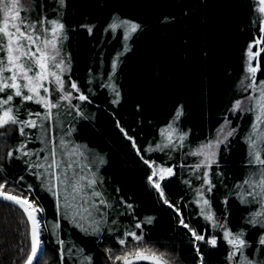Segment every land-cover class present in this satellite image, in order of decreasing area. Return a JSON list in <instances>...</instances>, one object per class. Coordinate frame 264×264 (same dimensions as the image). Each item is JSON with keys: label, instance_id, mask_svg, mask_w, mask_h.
<instances>
[{"label": "trees", "instance_id": "trees-1", "mask_svg": "<svg viewBox=\"0 0 264 264\" xmlns=\"http://www.w3.org/2000/svg\"><path fill=\"white\" fill-rule=\"evenodd\" d=\"M29 3L32 8L25 14L30 18L42 13L49 18L59 17L65 23L62 58L69 67L66 87L67 82L74 80L89 95V101H79L73 93L72 103L81 106L82 114L67 107L54 109L58 115L44 120L43 129L39 127L42 117H33L38 127L26 129L31 133L27 149L37 153L31 162L43 164L45 157L50 158L53 143L58 153L64 151L60 147L62 138L69 150L79 145L84 156L73 159L85 166L84 174L95 173L101 182L99 190L112 205L107 209L103 231H83L72 221L70 213L57 211L51 192L38 187L39 180L25 163L28 157L20 159L14 154L7 158V152L24 137L14 128L0 129L4 133L0 136V176L10 181L24 176L36 188L35 195L45 209L42 239L46 254L42 264H60L58 240L64 241L63 264H111L105 249H119L116 237L123 228L134 219L147 216L153 221L143 229L146 240L171 253L173 264H199L190 233L178 223V213L164 204L149 184L151 170L144 160H155L166 167L175 165V175L162 182L168 199L197 231L207 230L209 235L222 237L219 229L214 231L199 215L195 189L201 184L199 177L203 172L193 171L198 157L188 153L189 146L194 148L214 136L225 116L236 132L219 154L218 165L212 166V171L219 170L221 175L214 177V173L216 191L207 196L220 210L215 211L219 212L217 218L224 219L233 231L245 230L251 245L246 254L264 264V245L259 244L264 227L247 223L250 213L258 209L255 204L243 203L240 192L246 188L237 187L251 168L246 137L254 117L249 112L229 111L236 99L250 94L241 90L239 84L246 72V49L259 34V19L263 15L258 11V0H66L63 6L57 0ZM117 17L141 25L127 41V52H123V29L109 28ZM86 25L92 26L91 32ZM118 53L122 54L112 75V61ZM259 59L258 82L264 80V53ZM111 83L120 92L119 103H112L116 97L108 86ZM180 105L184 114L179 127L189 132L185 146L171 152L168 148L147 151L149 145L155 148L161 142L160 129L172 121ZM25 109L44 112L40 105L25 102L21 118H26ZM125 132L134 138L135 144ZM87 165H91V172ZM125 202L132 204L133 210H128ZM17 219L20 217L14 210L0 206V264H20L22 259L19 248L11 257L3 249L4 239ZM56 223L59 227L50 231ZM84 226L88 227L86 222ZM110 227L119 230L110 232ZM23 232L22 228V240ZM229 250L222 238L217 247L201 243L204 264H233L228 259Z\"/></svg>", "mask_w": 264, "mask_h": 264}, {"label": "snow or ice", "instance_id": "snow-or-ice-1", "mask_svg": "<svg viewBox=\"0 0 264 264\" xmlns=\"http://www.w3.org/2000/svg\"><path fill=\"white\" fill-rule=\"evenodd\" d=\"M58 3L63 6L65 0H58ZM258 3L260 5L258 11L264 13V0H258ZM31 8L32 4L29 0H0V129L14 128L21 137H24L7 152V158H12L14 154H17L20 159L28 157L29 159L25 160V163L29 164L28 171L39 180V188L51 192L56 198L57 211H63L65 215L70 213L72 221L78 223L83 231L91 230L99 233L103 231L102 224L107 222V209L112 205L104 192L99 190L101 182L95 173L84 174L85 166L78 165L73 159L75 156H84L80 146L74 145L69 150L66 147L67 142L62 138L60 147L64 151L58 153L53 143L50 158L45 157L43 164L32 163L31 157L37 153L27 149V138L31 136V133L26 129L38 127L37 120L33 117H42L39 127L43 129L44 120H48L54 114L58 115V112L54 113V109L67 107L82 114L81 106L72 103L74 95L69 89H75L78 93L75 99L89 101V95L80 89L76 81L67 82L66 87L63 74L69 70V67L62 58V41L66 39L65 23L59 17L49 18L42 13L35 19L30 18L25 13ZM86 27L89 32L92 31V26L86 25ZM109 28L113 31L123 29L125 41L123 52H127L130 50L127 41L141 28V25L133 20L117 17ZM257 31L259 34L246 49V74L240 81L241 90L250 94L236 99L229 111L253 113L254 122L246 137L249 146L248 164L251 168L246 178L237 187L246 188L240 192L243 203L255 204L258 209L250 213L247 223L264 227V80L257 81V73L260 71L259 58L261 53H264V47H262L264 46V16L259 19ZM254 47L256 51H253ZM121 54L118 53L112 61V75H115ZM108 86L116 97L112 103H119L120 92L117 86L115 83ZM25 102L40 105L44 112L25 109L26 118H21L20 110ZM183 114V105H180L172 121L160 129L161 142L155 145V148L149 145L147 151H163L168 148L171 152L185 146L189 132L181 130L178 123ZM235 132L236 129L231 126V121L225 116L214 136L200 142L194 148L189 146L191 150L188 153L199 158L198 162L192 166L193 171L203 170V175L199 177L201 184L195 189L197 197L195 203L199 206V215L211 224L214 231L219 229L222 237L216 234L209 235L207 230L197 231L195 226L185 221L180 208L168 199L162 182L166 177L175 175V165L166 167L163 164L157 165L155 160H144L151 170L147 177L149 184L162 198L163 203L174 208L178 213V223L190 233L199 264H204L201 243L217 247L221 238L230 248L228 259L233 264H262L261 261L246 254V249L251 245L245 238V230L233 231L223 219L217 218L212 209L211 200L206 195L215 187L212 166L219 163L220 146L227 145L229 138L234 136ZM3 135L4 133L0 132V136ZM125 135L128 136V133L125 132ZM128 139L135 144L132 136H128ZM139 151L140 149L137 148V152ZM87 168L91 172V165H87ZM2 171L3 166L0 165V172ZM186 183L190 184L191 181ZM61 187H63V196H61ZM35 192L36 188L32 183L27 182L24 176L13 181L6 176H0V206L14 210L19 215V223L24 229V240L19 246V254L22 256L20 264H42L46 254L45 241L42 239L46 224L42 215L45 209ZM225 203H227L226 199ZM125 204L128 210H133L132 204L127 202ZM152 221L153 218L150 216L134 219L131 224L123 228L120 235L116 237L120 248L105 249L111 264H173L171 253L159 249L154 243L145 239L143 229ZM85 222L88 227L84 226ZM112 223L117 224V221L113 220ZM58 227L59 224L56 223L49 230L53 231ZM118 230L119 228H109L110 232ZM57 242L61 245L60 264H63L66 254L63 248L64 241ZM259 244L264 245V235L261 236ZM67 254L71 256V250H68ZM85 259L90 261L91 258Z\"/></svg>", "mask_w": 264, "mask_h": 264}, {"label": "rangeland", "instance_id": "rangeland-1", "mask_svg": "<svg viewBox=\"0 0 264 264\" xmlns=\"http://www.w3.org/2000/svg\"><path fill=\"white\" fill-rule=\"evenodd\" d=\"M58 1V0H57ZM66 1V0H65ZM262 15L264 16V13H262ZM62 44H65V39L62 41ZM253 51H256V48L254 47L253 48ZM253 63H255V61H253ZM245 74H246V72H245ZM64 75V79H65V75H66V72L63 74ZM242 80V79H241ZM71 81H73V80H71ZM77 83V82H76ZM78 84V83H77ZM80 87V86H79ZM239 87H240V84H239ZM80 89H81V87H80ZM82 90V89H81ZM71 91L75 94V95H77L78 96V93H76V91H75V89H71ZM231 126L233 127L234 125L232 124V122H231ZM231 139V137L229 138V140ZM229 142V141H228ZM225 145H221L220 146V149H219V154L221 153V151L223 150V147H224ZM86 156V155H85ZM199 159V158H198ZM218 160H219V157H218ZM158 165V164H157ZM214 165V164H213ZM201 171L203 172V170L201 169ZM214 173H215V175H214ZM197 174H200L199 173V171H197ZM212 174L214 175V177L215 176H220L221 174H220V171L219 170H217L216 172L215 171H212ZM167 178V177H166ZM215 188V187H214ZM213 188V190L210 192V193H215V191H216V189H214ZM209 193H206V195H208ZM217 194V197L219 196V194L218 193H216ZM211 205H212V203H211ZM216 206V205H215ZM212 209L214 210V211H218L219 209H218V206H216V208L214 207V205H212ZM222 210H223V208H222ZM220 211V210H219ZM217 214H219V212H216ZM43 215V214H42ZM220 215H221V212H220ZM224 220V219H223ZM19 221H20V219H17L14 223H13V225H12V227H11V229H10V231H9V233L7 234V236L5 237V239H4V243H3V249H4V251H5V253H6V255L8 256V257H11L12 255H14V253H15V251H16V249L17 248H19V246H20V242L22 241V228H23V226L19 223ZM19 227V232H17V228ZM44 248H45V243H44Z\"/></svg>", "mask_w": 264, "mask_h": 264}, {"label": "water", "instance_id": "water-1", "mask_svg": "<svg viewBox=\"0 0 264 264\" xmlns=\"http://www.w3.org/2000/svg\"><path fill=\"white\" fill-rule=\"evenodd\" d=\"M262 54V53H261Z\"/></svg>", "mask_w": 264, "mask_h": 264}]
</instances>
